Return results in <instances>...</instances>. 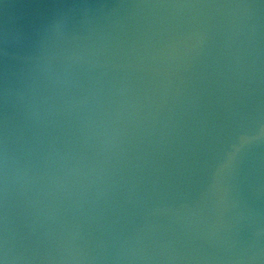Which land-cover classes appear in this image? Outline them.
I'll return each instance as SVG.
<instances>
[{
    "label": "water",
    "instance_id": "1",
    "mask_svg": "<svg viewBox=\"0 0 264 264\" xmlns=\"http://www.w3.org/2000/svg\"><path fill=\"white\" fill-rule=\"evenodd\" d=\"M0 264H264V0H0Z\"/></svg>",
    "mask_w": 264,
    "mask_h": 264
}]
</instances>
